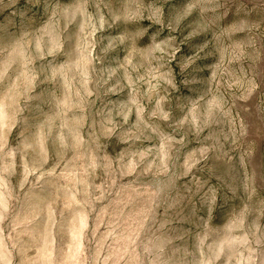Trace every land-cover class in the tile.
<instances>
[{
    "label": "rangeland",
    "instance_id": "obj_1",
    "mask_svg": "<svg viewBox=\"0 0 264 264\" xmlns=\"http://www.w3.org/2000/svg\"><path fill=\"white\" fill-rule=\"evenodd\" d=\"M0 264H264V0H0Z\"/></svg>",
    "mask_w": 264,
    "mask_h": 264
},
{
    "label": "clouds",
    "instance_id": "obj_2",
    "mask_svg": "<svg viewBox=\"0 0 264 264\" xmlns=\"http://www.w3.org/2000/svg\"><path fill=\"white\" fill-rule=\"evenodd\" d=\"M157 48H159V45L157 46ZM67 66H65L66 68ZM191 67V62H187V63H184L182 68H181V71H185L187 69H189ZM220 70V66L219 65H216V70L215 71H212L211 75H212V78L215 79L216 76H217V72ZM169 84L172 83L171 80L168 81ZM254 87H258V85H254ZM155 115V113H153ZM163 116L165 119L168 118V114L165 112L163 113Z\"/></svg>",
    "mask_w": 264,
    "mask_h": 264
}]
</instances>
